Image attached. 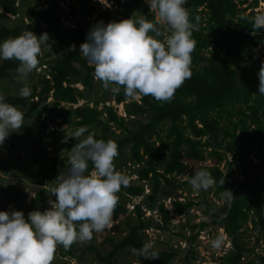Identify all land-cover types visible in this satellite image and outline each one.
<instances>
[{
  "label": "trees",
  "instance_id": "16d2710c",
  "mask_svg": "<svg viewBox=\"0 0 264 264\" xmlns=\"http://www.w3.org/2000/svg\"><path fill=\"white\" fill-rule=\"evenodd\" d=\"M59 1L66 2V11L58 6ZM59 1L0 0V19H18L17 24L9 28L0 23V43L26 31L34 33L40 27L55 31L52 41L47 42L48 50L43 55L44 59H50L47 73L40 75L36 83L30 86L31 95L22 98L19 91L23 86L17 85L14 88L16 96H9L4 100L17 108L33 109L36 103L50 99L44 121L39 125L20 129L27 144L38 152L33 156V162L39 168L36 184L38 188L33 191L32 199L26 204L25 193L7 187L4 205L11 206L13 211L23 212L27 221L28 213L45 203L48 195L45 182L56 186L61 176H67L71 148L90 134H94L95 139L112 140L118 145L119 155L114 161L116 170L117 165L125 160L130 167H135L136 182H147L150 186V195L144 198L148 201L156 194L159 179L182 175L187 163L198 164L211 159L212 165L206 171L217 182L212 187L214 198L224 199L221 193L233 186L238 189V196L223 205L222 217L218 221L209 214L204 196L195 203L192 200L184 203L174 201L171 203V212L178 217L187 213L194 205L201 206L202 214L212 218L211 222L220 227L229 239L230 251L220 257L219 264H240L243 255L252 252L240 242L241 226L249 222L264 238V182L243 181L237 184L233 179L225 177L222 187L220 181L224 178L217 166L223 161L225 153L248 156L254 151V147L258 151V141L264 138V95H260L258 91V72L264 62V52L260 61L251 60L252 53L264 43V29L253 30L252 10L257 8L258 2L264 0H186L184 7L190 13V21L198 23V30L192 34L197 43L191 54V78L176 90L170 102H158L151 96H138L137 101H134L127 98L121 88L119 93H114L112 103L114 107L122 105L123 117L118 115L116 108L108 104L100 109L97 102L91 103V106L87 103L76 106L83 96L73 86L79 85L82 90H92L94 79V66H89L88 61L80 54V45L87 42L83 25L88 24L91 18L90 28L99 22L107 25L109 22H119L131 17L137 19L140 16L158 23V20L154 21L156 14L149 10L144 0H108L110 7H115L111 11H100L92 0ZM19 3L23 5L20 16ZM247 10L250 11L243 15ZM62 16L64 19H73L71 28H63L60 23ZM163 27L167 28L166 25ZM158 39L163 40V37ZM72 45H75L74 51L70 49ZM18 67L19 62L16 60L1 59L0 80L9 73H17ZM247 68L249 73L246 75L244 72ZM34 99L37 100L36 103ZM235 105L238 107L235 108ZM235 115L237 120L230 122ZM125 120H131L129 128L126 127ZM223 121L229 122L230 134L221 125ZM47 125H51V131H47ZM163 126L166 127L165 131L160 132L159 128ZM61 127L76 131L86 127L88 131L80 140H75L72 136L61 137L57 132ZM227 139L230 140L225 145L222 144ZM55 145L57 149H54ZM159 164L160 170L157 169ZM230 164H226V171ZM93 169L89 162L85 175ZM142 193V185L122 187L117 193L119 203L112 221L122 218L125 231L118 241L104 239L110 250L98 261L110 264L125 249L133 251L147 243L144 234L147 225L142 219L140 206L136 204L131 209L135 223L126 217L125 209L130 198H140ZM157 212L160 225L156 226V230H163L168 222L167 212L162 205L157 207ZM205 226V223H200L198 230ZM74 244L67 251L58 246L56 251L59 252V257L70 258ZM152 251L159 254V259L145 260L134 254V262L172 264L176 256L171 249ZM255 259L256 264H264V255H258ZM189 260L192 259L184 258L180 264H188Z\"/></svg>",
  "mask_w": 264,
  "mask_h": 264
},
{
  "label": "clouds",
  "instance_id": "9594fccd",
  "mask_svg": "<svg viewBox=\"0 0 264 264\" xmlns=\"http://www.w3.org/2000/svg\"><path fill=\"white\" fill-rule=\"evenodd\" d=\"M147 3L156 13L158 23L146 16L107 25L99 22L90 29L80 52L94 66V78L105 90L119 93L123 88L129 99L151 96L158 102H170L176 90L191 78V54L197 43L192 34L198 30V23L190 21V13L184 7L186 0H147ZM251 23L255 31L264 29V14L253 17ZM47 42V33L37 37L26 31L0 43V59L19 62L16 71L17 82L24 85L19 91L22 98L31 95L27 77L38 67L41 46ZM70 49L74 51L75 45ZM258 79L259 94L264 95V62ZM4 100L0 95V146L9 137V129L21 128L24 120V114ZM87 131L82 127L75 137ZM118 155L114 141L95 139L90 134L71 148L67 176H61L59 183L50 189L56 199L48 201L49 210L31 211L27 221L21 211H0V264H53L58 246L67 251L74 243L91 241L94 232L110 229L119 203L117 193L130 184L129 177L115 168ZM89 162L94 170L85 175ZM224 182L220 181L222 187ZM189 183L196 191H206L217 182L209 171L199 170ZM221 196L229 202L234 199L227 189ZM224 239L217 236L211 240V247L219 249ZM153 248L154 244L149 242L140 249L134 248L133 253L145 260L159 259Z\"/></svg>",
  "mask_w": 264,
  "mask_h": 264
},
{
  "label": "rangeland",
  "instance_id": "374dc122",
  "mask_svg": "<svg viewBox=\"0 0 264 264\" xmlns=\"http://www.w3.org/2000/svg\"><path fill=\"white\" fill-rule=\"evenodd\" d=\"M59 1V0H56ZM250 1V0H248ZM98 2V1H97ZM100 6L107 8L106 4L98 2ZM58 6L66 11V2L59 1ZM45 8V7H43ZM243 8V7H240ZM23 11V5L18 4V16L21 15ZM250 10L244 12L243 15H247ZM253 17L258 14H264V2H258L257 8L252 10ZM115 16L114 12H111ZM17 17L9 18L8 21H2L0 23L5 27H11L17 24ZM158 18L155 17L154 21ZM73 19L66 18L63 16L60 18V23L64 27H72ZM92 18L88 24L83 25L85 32L88 34L90 31V24ZM48 34V41H52L55 31L52 29L40 27L34 34L39 37L41 34ZM48 50L47 43L42 44L41 53L38 57V66L43 65L45 68L41 72H31L27 77V84L30 87L36 83L38 77L41 74L47 73V67L50 59H44L43 55ZM264 52V43L259 47L256 52L252 53L251 60L258 59L261 60L262 54ZM81 54V52H80ZM1 61V59H0ZM248 66V65H247ZM247 71V72H246ZM244 72L246 75L249 73L247 68ZM244 74V75H245ZM17 73H9L5 78L0 80V95L4 98L9 96H16L15 87L17 85H22V83L17 82ZM78 91H81L83 98L77 103L76 106H80L87 103L91 106V103L97 102L98 109H100L105 104L112 105V100L115 92L111 90H105L102 87L100 81L93 79L92 90H82L79 85L73 86ZM138 98L133 99L137 101ZM34 103V102H33ZM50 99L36 103L33 109L28 107L18 108L24 114L23 126L25 128L28 126H35L42 123L46 117V109ZM114 105V104H113ZM114 107V106H113ZM238 105H235L237 108ZM123 107L117 106V113L122 114ZM237 116H233L230 122H235ZM143 122V120H142ZM126 127L131 126V120H125ZM225 127V130L230 134V124L228 121H223L221 123ZM9 129L10 135L0 146V211H13L11 206L4 205L5 189L7 187H13L18 191L25 193V203L28 204L33 197V191L37 189L38 173L39 168L33 162V156L37 155V149L29 146L26 142V138L21 134L20 129ZM165 126L160 127V132H164ZM51 125H47V131H51ZM56 130V129H54ZM61 137L72 136L75 140H80L75 137L76 130H65L61 127L57 130ZM237 133V132H236ZM117 134V132H115ZM108 137H110L108 135ZM225 140L222 144H226ZM259 150L256 151L257 147H254V151L248 156H244L238 153H225L223 161L217 166L218 170L225 177H229L236 181L237 184H241L243 181L247 183H262L264 182V138L259 139ZM13 143V146H10ZM57 149V146H53ZM207 152V150H206ZM204 152V155H206ZM51 154V152H49ZM223 153V151H220ZM231 163L229 170L226 171V164ZM125 160L123 163L117 165V171L122 172L127 175L130 179L129 185H142L143 193L140 198H130L125 204V209L127 211L126 217H128L132 223H135L133 211L131 207L138 204L140 206L139 210L142 214V219L147 225V230L144 233L147 237V243L151 242L154 244V248L160 251H167L171 249L175 254V258L172 264H180L184 258L192 259L189 260L188 264H219L220 257L230 251L229 239L222 234L221 228L216 224L211 222L209 216H204L202 214V207L194 205L191 209L181 216H174L171 212V203L176 201L184 203L186 201L192 200L195 202L204 196V199L208 205V212L211 213L218 221L222 217L221 209L223 205H226L225 199L217 200L213 196V189L210 187L208 190L196 191L192 188L189 180L196 171L206 170L211 167L212 160L207 159L202 163L194 164L187 163L184 173L180 176H164V178L159 179V188L155 195H153L152 200H144V198L150 195V186L147 182L137 183L134 178L135 167L129 166ZM158 170L161 169V164L157 167ZM53 185L50 182H45L44 187L47 191L45 197V203L41 204L39 210L41 212L47 210L46 206L49 204L48 201L52 200L55 202L54 197L51 195L50 189ZM54 187V186H53ZM233 197L238 196V189L234 186L230 188ZM162 205L163 209L167 212L168 222L164 225L163 230H156V226L160 225V216L157 212V207ZM170 208V214L168 209ZM251 215H249L248 221H250ZM200 223H205L206 226L202 230H198V225ZM105 229L100 233H93V238L89 242L85 243H75L72 248L71 257L60 258L59 252H55V259L53 264H105L98 261L99 258H103L107 252L110 250L109 246L104 242V239L111 238L113 241H118L122 238L124 234V227L122 225V218L118 219L116 222L112 221V227L109 232ZM217 236H223L224 243L219 249H214L211 247V240L215 239ZM240 242L247 248L251 249L252 252L243 255V259L240 264H256V257L258 255L264 254V238L255 229H253L250 223H246L241 226L239 231ZM192 242H189V239ZM134 253L131 249L127 248L123 252L117 254L110 264H137L134 262Z\"/></svg>",
  "mask_w": 264,
  "mask_h": 264
},
{
  "label": "built area",
  "instance_id": "2783aa9c",
  "mask_svg": "<svg viewBox=\"0 0 264 264\" xmlns=\"http://www.w3.org/2000/svg\"><path fill=\"white\" fill-rule=\"evenodd\" d=\"M101 2L102 0H92V3L93 4H96L97 5V7H98V9L100 10V11H111V10H113V9H115V7H110V3L108 2V0H103V3L104 4H106V7L107 8H104V7H102V6H100V4L98 3V2ZM144 3L146 4V5H148V3H147V0H144ZM150 10V9H149ZM150 11H152V10H150ZM152 12H154V11H152ZM155 13V12H154ZM156 14V13H155ZM156 17V16H155ZM93 19V18H92ZM23 34V33H22ZM257 49H259V47H257ZM88 65L89 66H93V65H90L89 63H88ZM44 66L43 65H41V66H38L36 69H35V72H41V70H44ZM41 75H43V74H41ZM47 78V77H46ZM35 103L37 102V100L36 99H34L33 100ZM105 105H107V104H105ZM112 106H113V103H112ZM119 106H121V105H119ZM114 108H116L117 109V106L116 107H114ZM118 115H120V116H122L123 117V114H121V113H118ZM94 170V169H93ZM91 172V171H90ZM90 172H89V174H90ZM88 174V175H89ZM135 178V177H134ZM46 209L47 210H49L50 209V204H48L47 206H46ZM131 209H132V207H131ZM168 211H169V214H170V208L168 209ZM108 230H110V229H108ZM108 230H106V232H109ZM146 231H144V233H145ZM220 232H222V230L220 231ZM222 234H223V232H222ZM225 236V235H224ZM262 255H264V254H262ZM241 261H242V259H241Z\"/></svg>",
  "mask_w": 264,
  "mask_h": 264
}]
</instances>
